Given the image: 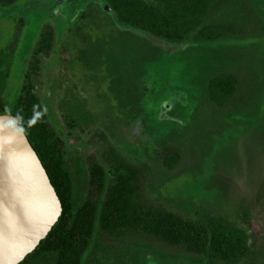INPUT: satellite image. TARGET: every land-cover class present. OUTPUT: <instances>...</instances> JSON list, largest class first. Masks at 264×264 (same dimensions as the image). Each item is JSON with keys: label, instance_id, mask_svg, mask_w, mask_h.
<instances>
[{"label": "rangeland", "instance_id": "obj_1", "mask_svg": "<svg viewBox=\"0 0 264 264\" xmlns=\"http://www.w3.org/2000/svg\"><path fill=\"white\" fill-rule=\"evenodd\" d=\"M107 12L100 0L0 7V107L26 93L38 122L28 138L68 173L74 205L92 167L111 183L113 151L141 172L150 204L240 233L248 253L212 264H264V0H214L202 25L229 24L234 35L202 42L193 32L165 51L118 31ZM221 75L235 94L216 107L206 91ZM169 154L178 159L166 169ZM54 261L37 253L24 264ZM79 264L209 263L143 234L105 235L95 220Z\"/></svg>", "mask_w": 264, "mask_h": 264}, {"label": "trees", "instance_id": "obj_2", "mask_svg": "<svg viewBox=\"0 0 264 264\" xmlns=\"http://www.w3.org/2000/svg\"><path fill=\"white\" fill-rule=\"evenodd\" d=\"M20 0H0V7H10ZM107 7L111 22L124 32L156 48L166 50L195 32L202 42L223 40L235 33L232 25H202L214 0H100ZM236 81L232 76L213 77L207 85V98L216 107L226 106L235 94ZM21 111L24 128L37 126V110L23 92L14 103L13 110L0 107V113L15 116ZM35 122L33 123L32 121ZM37 157L59 201L61 211L44 238L19 263L24 264L37 253L54 254V264H79L92 236L97 221L101 233L124 236L143 234L176 248L186 254L199 256L205 262H235L248 250L239 232L228 228L221 220L190 221L150 204L144 194L141 172L110 151L111 183L105 188V173L100 166L90 169L88 192L84 202L74 205L70 195L69 175L55 165L45 162L30 142L26 131L22 133ZM176 154L166 155L162 165L171 169ZM101 199V201H100ZM99 212L96 217V208Z\"/></svg>", "mask_w": 264, "mask_h": 264}, {"label": "water", "instance_id": "obj_3", "mask_svg": "<svg viewBox=\"0 0 264 264\" xmlns=\"http://www.w3.org/2000/svg\"><path fill=\"white\" fill-rule=\"evenodd\" d=\"M0 264H19L57 220V196L24 135L0 113Z\"/></svg>", "mask_w": 264, "mask_h": 264}, {"label": "clouds", "instance_id": "obj_4", "mask_svg": "<svg viewBox=\"0 0 264 264\" xmlns=\"http://www.w3.org/2000/svg\"><path fill=\"white\" fill-rule=\"evenodd\" d=\"M3 117H0V120H3ZM33 123L35 122L32 121ZM9 123L15 127L16 131L19 133H24L26 130L24 128V117L21 113V111H17V113L15 114V116L11 117Z\"/></svg>", "mask_w": 264, "mask_h": 264}]
</instances>
